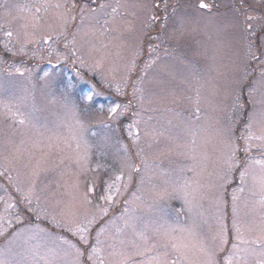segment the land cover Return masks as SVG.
Here are the masks:
<instances>
[{
	"label": "snow or ice",
	"instance_id": "6c2138e0",
	"mask_svg": "<svg viewBox=\"0 0 264 264\" xmlns=\"http://www.w3.org/2000/svg\"><path fill=\"white\" fill-rule=\"evenodd\" d=\"M90 2L95 6L88 7L87 3L80 6V23L76 25L75 10L79 6L78 0H36L23 9L26 13L23 17L25 23L21 25L20 31L14 33L11 28L4 30V25L0 24V37H2L0 51L19 58L18 63L13 62L10 65L8 75L25 76L29 83H32L33 75L47 82L51 74L60 68L61 63H67L70 57L69 71L74 73V78L79 82L88 84L82 69L92 73L89 79L98 76L100 83L114 90V96L105 98L103 92L97 91L95 84L82 89L80 95L84 100L96 104L100 112L106 111L108 124L114 123L118 130L126 133L131 140V147L122 140H117L116 143L120 148L116 150L112 163L102 164L97 161L93 164L94 154L106 156L107 152L99 150V146L89 142L85 125L78 119L76 105L70 103L66 96L63 98V106L71 111L72 122H66L63 131L51 133L47 123H42L39 118L40 109L37 108L35 97L29 88H23L22 93L19 94L7 89L0 90V114L6 115L14 125L18 124L31 131V135H22L18 141L9 137L4 142L3 160L6 164L23 167L30 186L27 192L19 187L16 188L20 193L19 201L7 190L5 195L0 196V202L4 204V208L0 210V235H4L14 224L23 223L24 213H34L39 220L40 210L34 208L32 204L37 181L49 172L62 167H71L74 169L76 182L71 189H65V195L70 199L57 201L59 219L55 214L49 218L47 212L44 213V219H50L54 227L62 228L74 238L70 239L68 235L58 237L62 244L67 246L64 254H72V264H249L250 257L255 259V264H264V108L259 112L254 110L249 113L246 122L242 119V113L241 118L230 121L223 127L210 125L206 120L202 122L204 118L201 105L213 104L215 96L219 93V87L193 65L190 78L187 80L191 93L187 99L192 104V111L188 113L187 118L179 120L175 126L177 129L175 134L170 133L168 136L170 141L168 152L184 157L189 163L178 170H163L161 175L164 177L163 182L172 184L173 192L181 194L185 205L188 206H191L197 198L203 200L211 199L213 196L215 185L201 182V173L206 170L209 162L218 166L219 171L216 173L218 178L230 183L234 170L241 164L239 156L243 153V168L239 172L241 187L234 189L232 194V231L235 234L233 239L239 243L233 242L230 251L227 249L228 230L222 215L215 217L217 230L209 239L201 231L199 224L187 220L181 221L179 215L169 218L159 211L155 198H163L167 192L158 191L155 185L145 189L143 177L136 185V191L132 192L130 197L121 199L130 191L132 174L149 168L144 149L139 147L140 117L145 102L144 89L141 85L146 71L159 59V56H153V53H157L159 45L164 43L161 36L164 34L163 30L168 27L169 5L167 0H164L163 9L159 0L151 5L152 11L148 22L143 25L148 43L147 53L144 52L145 40L142 39L135 47L131 61L124 66V74L117 79L116 67L105 70V64L115 65L116 61L121 59L120 52L117 51L113 56L108 51V43L101 42L97 45L89 42L87 56L92 62L88 63L78 55L79 49L75 47L76 36L81 33L86 19L90 21L87 31L84 32L86 36L99 34L103 37L116 31L115 27L109 25H115L118 17L123 19L129 15L130 6L120 3V0H117L114 6L99 0H90ZM261 5H264V0H237L233 7L235 15L243 17L241 22L244 25L243 31L249 37L256 36L251 21H264V8H261ZM86 7L92 14L88 17L84 15ZM131 7L138 6L131 5ZM121 8L124 9L123 13ZM211 8L212 5L205 0H200L196 5L197 11L211 10ZM106 9L110 11H105ZM98 11L102 14V24L101 16L95 15ZM161 11L163 16L160 15ZM175 12L176 9L173 7L172 14L175 15ZM245 13H257V15H245ZM128 24L129 31H132L134 26L131 21H128ZM185 24L186 21L181 19L177 38H183ZM156 25H159V30L153 35L150 30H156ZM70 26L74 28L71 41L68 40ZM259 30L264 31V23L260 25ZM204 35L206 43L203 45L202 55L206 61L214 65L224 45L223 28L219 24L206 25ZM61 41L67 50L63 53L60 51ZM70 44L73 45L71 48H69ZM117 47L122 48L124 45L121 43ZM247 48L249 62L259 61L260 65L264 66V59H261L264 57V52L253 51L254 39L248 40ZM165 54H168L167 50ZM144 55L149 56L150 59L145 61L137 80L131 83V95L138 100V105L133 110V101L127 100L125 88L129 86V80L137 70L139 57ZM45 56L48 58V64L43 69L40 64L27 67L31 61H44ZM53 56L56 57L55 64L51 61ZM179 59L184 61L186 57L180 56ZM244 73L246 78L249 74L247 69ZM261 75L264 76V68L261 70ZM67 87L73 88L74 85L70 81ZM32 88L34 90V83ZM137 93H140L139 97ZM242 107L238 102L233 104L234 111ZM168 111L172 110L168 109ZM176 116L179 118L181 114L176 113ZM169 123L171 124V121ZM145 135H150L152 140L158 143V137L163 133L153 130L151 133L145 132ZM151 146L149 143L148 147ZM132 147L136 149L134 154L131 151ZM101 169L106 174L102 184L88 179V173L99 172ZM126 169L127 176H125ZM3 175L5 172L0 171V176ZM7 178L11 182V176ZM249 178H251L249 193L254 198L251 201V219L238 220L235 207L237 193L245 190L243 186ZM121 202L124 205V211L120 216L124 222L123 227H117L116 234L110 238L111 242L106 243L101 240V236L106 232L107 225L97 227L98 221L107 217L109 207ZM216 203L219 213V198ZM20 204H24L23 209L20 208ZM139 209L144 211L138 214ZM178 211L182 212L183 209ZM108 223L111 224L113 221ZM244 229L249 232L255 231L257 235L254 239L245 240ZM30 230L21 228L13 233V236H19ZM40 231L44 230L40 229ZM33 238L35 237H29V239ZM49 253L54 255L52 249H49ZM85 256L86 261L83 259ZM39 259H43L44 264H49L46 257H38V253L34 250L32 264H39ZM0 264H9V261L0 257Z\"/></svg>",
	"mask_w": 264,
	"mask_h": 264
},
{
	"label": "rangeland",
	"instance_id": "374dc122",
	"mask_svg": "<svg viewBox=\"0 0 264 264\" xmlns=\"http://www.w3.org/2000/svg\"><path fill=\"white\" fill-rule=\"evenodd\" d=\"M36 0H0V24L4 25V30L11 28L13 32L21 30V25L25 23L23 17L26 13L24 8ZM99 2L115 5L117 0H99ZM157 0H120V3H126L129 15L123 19L117 18L115 27L117 30L101 37L99 34L93 36L91 34L84 35L90 25L89 20H85L82 26L81 33L76 36L75 47L79 49L78 55L82 56L86 62L91 63V59L87 56L89 42L108 43L109 49L113 56L117 51L121 54V59L116 61L115 65L106 63L105 70L110 67H116V78L119 79L124 74V66L131 61L135 47L143 44L144 52L147 53V38L145 37L144 24L148 22L149 15L152 11L151 5ZM161 9H163L164 0H159ZM200 0H167L169 5L168 27L163 30L161 39L164 43L159 45L157 53L158 61L153 64L145 73L143 84L145 102L143 111L141 112V123L139 125L140 141L139 147L144 149L145 156L149 168L142 170L140 173L132 174V185L130 191L126 193L125 199L131 196V193L136 191V185L141 177L144 178L145 189L155 185L160 192L166 190L167 195L163 198H155L157 209L169 218H175L179 215L181 221L195 222L200 225L201 231L210 239L215 235L217 223L215 217L222 215L228 230L227 249L231 250L234 241V232L232 231L233 220V190L241 187L239 180V172L243 168V153L239 159L241 164L239 168L234 170L230 183H225L219 179L216 173L219 171L218 166L209 162L206 170L201 173V182L205 184L215 185L213 196L211 199L200 200L197 198L191 206L185 205L181 194L173 192L172 184H165L164 177L161 175L163 170L174 169L178 170L181 166L189 163L184 157L177 156L174 153L168 152L170 141L168 136L170 133L175 134L177 131L176 125L181 118H187L188 113L192 111V104L187 97L189 85L187 80L190 78L193 65L199 72L211 78L219 87V93L214 98V103L211 105L202 104V122L205 120L210 125L215 127H223L230 121H235L241 118L246 122L249 113L259 112L264 108V76L261 75V70L264 66L260 65L259 61L249 62L248 58V40L254 39L255 48L253 51L264 52V31H260V25L264 23L261 20L251 21L253 29L256 30L255 37H249L243 31L244 25L242 16H236L233 12V7L237 0H205L206 3L212 5L211 10L197 11L196 5ZM87 3L88 7H94L90 0H78V7L75 10L77 20L76 25H79L80 6ZM137 5L138 7H131ZM143 5V7H139ZM173 7L176 9L175 15L172 14ZM264 8V5L260 6ZM105 11H110L106 9ZM124 9L121 8V13ZM84 15L86 17L92 15L85 8ZM95 15L101 16L100 23H103L102 14L98 11ZM163 16V11L160 12ZM245 15H257V13H245ZM186 21L183 29V38H177L180 30V21ZM128 21L134 26L132 31H129ZM94 23V22H91ZM219 24L224 32V45L219 52L216 62L211 65L206 61L203 52V45L206 43L204 35L206 25ZM97 27H99L97 25ZM195 29V30H193ZM159 30V25H156V30L152 31L156 35ZM74 28L69 27L68 40H72V32ZM2 38V37H0ZM157 43L156 41H151ZM123 43L124 47H117ZM189 45H191L189 47ZM73 45H69L71 48ZM2 47V46H0ZM167 50L168 54H165ZM60 51L66 52L63 46V41L60 43ZM30 55V53H29ZM180 56L186 57V60L181 61ZM98 58V57H97ZM149 56L144 55L139 57L137 62V70L132 74L129 80V86L125 88L127 100L133 101V110L138 105V100L131 95V83L140 76V70ZM264 59V57H261ZM53 64L56 63V57L51 58ZM19 62L18 57H13L10 53L0 51V90L7 89L16 93H22L23 88L27 87L35 97V104L40 109L38 115L42 123L46 122L51 133L63 131V125L67 122H72L71 111L63 106V98L66 96L70 103H74L77 108L78 119H80L87 130V138L90 143L99 146V150L107 152L106 156L93 155L92 162L111 164L116 150L120 145L117 140H122L123 143L131 147V140L128 139L126 133L118 130L117 125L107 122V113L100 112L96 104L84 100L80 92L82 89L91 84L96 85L97 91L103 92L104 97L114 96V90L108 89L100 83L99 77L89 79L92 76L87 69H82L85 80L88 84H83L74 78V73L70 72L71 57L67 63H61L60 68L51 74L47 82L41 81L33 75L32 83H29L27 77L18 74L8 75V69L13 63ZM33 64H40L41 69L47 66L48 58L45 56L44 61H31L27 67H32ZM37 69V71H41ZM249 73L245 78L244 70ZM111 79V77H109ZM71 81L73 88H68L67 85ZM35 84L33 90L32 84ZM140 93H137V97ZM239 97V101H237ZM163 98V102H161ZM99 99V98H98ZM126 102V100L124 101ZM238 102L243 107L240 110L234 111L233 104ZM171 109L172 111H168ZM176 113H180L178 118ZM151 117V119H149ZM171 121V124L169 123ZM128 121H125L127 123ZM242 127V124H241ZM155 130L158 133H163L158 137L159 142L152 140L150 135H145V132L151 133ZM31 135L30 129L21 127L18 124L14 125L12 120L6 115L0 114V171L5 172V175L0 176V196L5 195V190L19 201L20 193L16 188H21L24 192L28 191L29 181L26 175V170L19 165H9L3 160V146L6 139L13 137L17 141L21 136ZM151 143V148L148 147ZM242 144V142H241ZM133 154L136 149L131 148ZM122 155V151H121ZM128 171L125 170V176ZM11 176V182L8 176ZM191 175V173H189ZM106 174L103 169L99 172L93 171L88 173L89 180H95L98 183H103ZM76 182L74 169L71 167H62L55 171L49 172L46 176H41L37 181L35 191L32 195V204L34 208L40 210L41 218L37 220L36 214L24 213L25 219L23 223H16L11 229H8L4 235H0V257L9 261V264H32V253L35 250L38 257H46L49 264H72V254L65 255L64 250L66 245H63L58 237L68 235L70 239H74L70 234L64 232L60 227H54L50 223V219H44V213L47 212L49 218L55 214L59 219V206L57 201H66L70 198L65 195V189H71V186ZM59 185L60 187H57ZM251 178L243 186L244 191L238 192V199L235 201L236 218L238 220L251 219L252 204L254 199L250 196L249 187ZM140 195L141 193H137ZM219 198V213L217 212L216 200ZM129 207H133L129 205ZM4 208V204L0 202V210ZM20 208H24V204H20ZM183 209L182 212L178 210ZM94 211V210H93ZM124 211L123 203H117L109 207L107 217L98 221L97 227L107 225L106 232L101 236V240L106 243L111 242V237L116 234L117 227H123V220L120 219L121 213ZM144 209H139L143 212ZM98 215V213H97ZM109 221L113 223L109 224ZM21 228L31 229L25 231L19 236H13V233L18 232ZM43 229L44 231H40ZM245 240L254 239L257 233L243 230ZM35 237L29 239V237ZM95 236V232H93ZM49 249L54 251V255L49 253ZM86 261V256L83 258ZM39 264H44L43 259H39ZM249 264H255L254 258H249Z\"/></svg>",
	"mask_w": 264,
	"mask_h": 264
}]
</instances>
